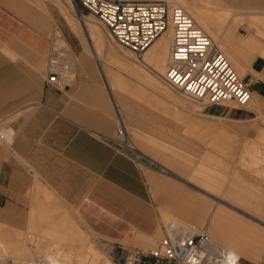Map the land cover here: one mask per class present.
<instances>
[{"label": "crops", "instance_id": "0c3cea01", "mask_svg": "<svg viewBox=\"0 0 264 264\" xmlns=\"http://www.w3.org/2000/svg\"><path fill=\"white\" fill-rule=\"evenodd\" d=\"M47 1L0 0V122L10 120L13 134L11 139L0 138L5 143L0 144V223L27 231L36 190L44 185L64 201L83 230L132 245L137 231L154 236L164 230L156 189H167L163 208H169L172 192L167 187L174 181L162 177L155 161L175 173L183 172L182 166L152 152L144 153L153 165L140 163L113 145L117 105L91 59L76 44L71 45L77 56L75 82L65 89L46 84L43 66L52 41V22L43 11ZM218 1L230 9L264 13V0ZM263 68L264 55L259 54L247 78L252 92L264 100ZM231 128L238 134L249 129L238 124ZM204 167L193 168L190 175L204 177ZM242 239L246 245L249 239ZM239 261L264 264V247L257 257L243 255Z\"/></svg>", "mask_w": 264, "mask_h": 264}, {"label": "bare ground", "instance_id": "6f19581e", "mask_svg": "<svg viewBox=\"0 0 264 264\" xmlns=\"http://www.w3.org/2000/svg\"><path fill=\"white\" fill-rule=\"evenodd\" d=\"M53 1L59 6L60 10L65 14L69 24L72 26L76 25L77 27H79V20H77L73 14V11L75 9L74 0H53ZM170 1L186 9V11L196 21V23L200 27H202L203 30L210 36L212 42L218 45V49L222 52L223 59L215 60V62L212 63L208 69L204 70V73L198 78L193 77L191 75L182 82H181L182 79L179 82L178 81L171 82L172 80L168 75V68L170 64V46L173 37L172 25H170V27L166 30V32L163 35H161L151 44V46L145 52L144 57L139 59L137 56H135V53L132 50L122 46L124 48V52H121L114 46L113 43H111V41L110 43H108L109 40L108 42L106 41L108 38L107 39L105 38L104 34L102 33L103 30L101 31L99 24L90 20L89 16L86 17L82 16L84 20V24L87 27V31L90 34V38L94 40L97 46V48H95L96 52H94L96 59L101 60L103 58L102 55L103 48L107 46L109 51L107 55L108 57L105 59L106 62L108 64H113L121 72H124L128 76L126 77V75L124 76L121 72H116L117 70L114 72L112 70L115 69H111L112 67L109 68V66H107V74H109L110 76V86L119 85L121 88L127 90L128 92L137 94L140 97L146 96L145 94L146 92L148 93L149 90L146 91L145 87H148L152 89L155 93L169 99L171 103L173 102V104L178 105L184 109L183 110L184 112L179 111V113L185 118V121H187L185 123L183 122L184 124L188 123L186 124L187 127L193 126L196 128H203L204 131L206 128V130L207 131L209 130V132H211L210 130L218 131L220 138L221 137L223 138L228 134L230 135L234 133L237 134V132L234 131L231 128V126H229L228 123H226L228 124V126H226L224 125L225 124L224 122H223L224 124H218V123L212 124L214 121L208 122L207 120H206L207 122H204L205 120L203 121L201 120V118H199L200 120L194 119L191 116L192 114L190 115V113L188 112H196L198 110L201 111L203 115H207L203 111L204 109L208 108L210 104L220 105L218 107L214 106L212 110H215L221 115L211 114V116H213L214 118L215 117L220 118L222 123V121H225L228 118L227 117L226 119L224 118L225 120L224 119L222 120V117H224L222 114H224L226 110L238 109V108L242 110V108H246V106L251 105L253 110L257 112L259 115L258 117L259 119L255 117L254 119L250 120L253 121L252 123H254V127L261 123H264V109L261 105V102L263 103L264 100L263 98L261 99L262 96L259 98L258 97L259 95L257 96V94L252 92L249 99L245 101L243 100L239 101L238 92L236 90V87H238L242 82H244V80L248 75L246 69L247 67L245 66H248V69H250L254 58L258 54L264 55V44L260 41L258 37V34H261V36L264 35V13H260L258 11H251V10L230 9L223 6L218 0H170ZM241 15L243 16L249 15L251 17H254L253 19L248 21L249 24L256 26V30H257L256 34H252L251 32V34L247 37L239 36L242 35L243 33L239 35L236 34L238 25L241 24L243 25L246 23L245 18L243 17L242 19L240 17ZM249 31L250 30H248V32ZM58 32L60 33L59 30ZM217 33H220L221 37L224 38L226 43L229 44L227 50H224L221 47L222 45L219 44L222 38L219 41V43L215 39ZM135 57L140 63L134 60ZM250 72L255 73L252 70H250ZM193 74H196V72H193ZM140 83L143 84L144 86L141 85ZM189 85L190 87H188ZM170 86L186 98H183L182 96L176 94L170 88ZM149 94L151 93H148V95ZM156 101L157 99L155 100V103ZM145 103H147L146 100ZM155 103L153 102V106ZM167 109L170 110L169 108ZM164 110L166 111V109L163 110L161 109V112ZM197 115L195 116L197 117ZM239 117L236 119L235 118L232 119V121L239 123L245 122L244 119H239ZM3 122L0 123L3 124ZM2 124H0V138L2 139V137L4 138L5 136H8V138L11 139V135L13 134H11L12 131L10 127L5 123L3 125ZM238 125H243L244 127L247 128L249 127L254 128L253 125L249 126L250 124H238ZM256 137L257 138L254 139L251 138L252 140L249 139V142H246L247 144L246 143L244 144L243 151L234 161L235 163L225 162V161L219 162V168L222 169L225 175H231L239 172H241V174L243 173V175L246 177L248 175L252 181L251 185L247 187L249 191H251V188H255L259 190L264 188V127L259 126V132ZM157 148L159 150L163 149V147H160L161 148L160 149L159 146H156L155 148L156 152L159 151V150L157 151ZM154 151L152 152L153 154L155 155L158 154L155 153ZM159 152L161 153L162 151ZM176 157L178 156L174 157L175 160L177 159ZM187 161H182V162L187 163ZM170 163L171 165L172 163L174 165V163L176 162H174V159L172 160L171 158ZM175 165H177V163ZM179 169H182L183 172H185L188 168H184L182 166V168ZM172 184H175V182H172ZM168 186H170V184H168ZM169 190L173 192L172 191L173 188H169ZM228 192L234 193V190H228ZM43 196L46 197L47 200L42 201V206H41V210L43 211L42 217H44L45 220L48 221L49 230L52 229L50 232L62 234L63 242L69 241L70 243H76L78 248H86L89 243V238H88L89 235L85 234V231L79 226L80 224L78 220L68 209H66L67 206L65 207L64 203L59 201L58 196L55 194V192L43 193ZM257 196L259 199H261V201H259L258 199L256 203L255 202L253 203L256 205L257 208H259V211L260 210L264 211V196H262L261 194ZM242 199L244 200V198ZM251 199L252 197L250 195V198L248 197V202L252 203ZM169 205H170L169 208L166 209L162 208L160 212V216H161L160 221L164 222V224L166 223L167 226H169V224L171 223L177 224L180 227V229L186 233H195L201 231L194 227H191L187 223V220L192 221V223L193 224L195 223V225L199 224L202 220H209V230L211 231V233L215 235H222L223 234L221 233L222 227L224 225L232 223V220L230 218H226L227 214L225 213L226 210L224 208L220 207V209H215L214 206L212 207L207 206L206 202L204 201L202 202V205L207 207L205 209L204 214L203 212L198 211L197 209L193 210L192 212L190 211L189 213L186 214L181 212L177 213L172 210L171 203ZM52 210H57V212L55 211L52 213L51 212ZM61 224L62 226H60ZM160 224L158 225L160 226ZM70 232L74 234L72 235L73 237L67 235V233ZM141 232H143V230L142 231L140 230V233ZM23 233L24 231L16 230L0 223V243H1L0 260H5V262L12 260V264H36V260L34 259L35 258L34 253L24 248V243L26 240L25 238H23L24 235ZM137 234H138L137 239L134 237L136 241L133 244H145L146 248H149L148 242H145L142 239V237L144 236L143 234H145V232H143L142 235H139V232L137 231ZM156 235L154 236L150 235L149 237H153L155 239ZM157 239L159 240V238ZM210 240L212 243L217 245V247L224 248L229 251L231 264H241L239 260L243 255L249 258H255L259 255V253L262 250L257 245V242H254V244L249 247L245 245L243 239L235 240V238L234 239L228 238V239H224L225 240L224 242H220L219 240L211 239V238ZM89 247H90L89 250L88 248H86L88 254H85L84 256L72 252H68V253L62 252L56 254L54 253L52 255L54 251L51 250L45 251L46 253L43 252L41 256L42 258L43 257L46 258L45 262L47 264H116L111 258L105 257L103 251L100 250L93 242H91V245ZM133 263H134L133 259L131 257L128 258V264H133Z\"/></svg>", "mask_w": 264, "mask_h": 264}, {"label": "rangeland", "instance_id": "374dc122", "mask_svg": "<svg viewBox=\"0 0 264 264\" xmlns=\"http://www.w3.org/2000/svg\"><path fill=\"white\" fill-rule=\"evenodd\" d=\"M47 4H48V8L43 11L49 15V18L52 22V27L49 32L50 37L53 39L55 35L61 36L62 39L64 38V40L68 42L71 49H72L71 45L76 44L91 59L94 66L96 67V70L98 71V73L102 78V83L111 92L114 101L117 105V108L119 112L122 114L126 126L129 132L131 133V136L133 137L134 142L137 145L140 154H145L144 152H153L156 147L155 142H158L161 145H163V149L159 150L157 148V151L159 150L162 152L161 153L159 151L156 152L155 150L154 151L155 153H158V155H160L162 158L168 159L169 161L171 158L172 160L174 159V162L177 163V165H175L176 163H174L175 166L181 165L184 168L185 167L188 168L186 171L184 170L185 172H180L177 169H175L177 172L175 173L164 167L162 164L155 161V164H157L155 166L157 167L158 171H161L163 173L162 177L170 178L175 182V184L172 185L170 183V186L167 187L168 189L173 188L172 191L174 192V193L172 192V194L170 193L171 194L170 203L172 210L177 213L181 212L185 214L189 213L190 211L192 212L195 209L201 211L199 207L202 205L203 201L206 202L207 206H211V207L214 206V208L222 207L226 210L225 212L227 214L226 218H230L232 220L231 225L227 224L222 227V231H221V233H223L222 235H215L211 233V231L209 230V220H202L199 224L196 225L195 223L193 224L192 221L190 220H187V223L191 227H194L198 230L206 229L211 239H216L219 240L220 242H224L225 241L224 239H228V238H233V239L235 238L239 240L246 237V239H249L246 242L247 246L250 247L251 245L254 244V242H257L259 248L262 249L264 247V211L261 210L259 211V208H257L253 202L256 203L257 200L259 199L257 195L261 194L262 196H264V188L260 190L251 188V191H249L247 187L251 185L252 181L248 175L246 177L243 175V173L241 174V172L231 175H225L222 169L219 168V162L222 161L235 163L234 161L243 151L244 144L246 142H249V139L251 138L252 139L257 138L256 136L258 135L259 132V126L264 127V123H261L259 125L255 123L257 126L254 127V123H252L253 121H250L255 117L259 119L258 113L253 110L252 106L250 105L251 106L250 107L248 105L249 107L246 106L247 109L242 108V110L239 108L233 109V111L231 112L232 114L231 113L226 115L222 114L224 116L222 117V120L228 117L226 120L224 119L227 122L222 121V123L220 118L217 117L214 118L213 116H211V114L221 115L215 110H212L214 106L218 107L220 105L210 104L209 107L204 109L203 111L207 115H203L202 112L198 110L196 112L185 111L190 113V115L192 114L191 116L194 119L200 120L199 118H201V120L203 121L205 120L204 122L214 121L212 124L225 123L224 125L226 126H228V124L229 126L236 124H250L249 126L253 125L254 128L249 127L247 132L244 133H240V134L234 133L231 135L228 134L227 136L220 138L219 133L216 131L210 130L211 132H209V130L207 131L206 128L204 131L203 128L194 129L191 127H187L186 124L188 123L184 124L187 121H185V118L179 113V111L182 112L184 109L178 105L173 104V102L171 103L169 99L155 93L152 89L145 87L146 88L145 90L146 91L149 90L148 93L151 94L148 95V93L146 92L145 97H140L137 94L128 92L127 90L121 88L119 85L110 86V76L109 74H107V66H109V68L112 67L111 69H115L112 70L114 72L116 70H117L116 72H121V71L113 64H108L106 62L105 59L108 57L107 55L109 51L107 46L103 48V53H102L103 58L101 60L96 59L94 52H96L95 48H97V46L94 40L90 38V34L87 31V27L84 24V20L82 16L84 17L89 16L90 20L99 24L101 31L103 30L102 33L104 34L105 38L106 39L108 38L106 41L108 42L109 40L108 43H110L111 41V43H113L114 46L121 52H124V48L121 45H119L113 39V37L111 38L112 35L111 33H109L110 31L107 29V27H105V25L101 23V21L95 15H91L90 12L84 9L82 5L78 2V0H74L75 9L73 11V14L75 18L79 20V27H77L76 25L73 26L70 25L65 14L62 11H60L58 6H56L52 1L48 0ZM240 17L242 19L244 17L246 23L243 25L242 24L238 25L236 34L239 35L243 33L242 35H239L242 37L249 36L251 32L252 34H256L257 33L256 26L249 24L248 21L253 19L254 17H251L249 15H244V16L241 15ZM58 30L60 31V33L58 32ZM248 30L250 31L248 32ZM258 37L260 41L264 44V38H263L264 35L261 36V34H258ZM221 38H222L221 34L217 33L215 39L217 40L218 43L221 40ZM222 40L220 41L219 44L222 45L221 47L224 50H227L229 44L226 43L224 38H222ZM73 54L75 55L74 57L77 61L76 54L74 52ZM134 60L139 62L136 57L134 58ZM46 66H47V58L45 59V63L43 66L44 71L46 69ZM245 67H247L246 69L248 72V66ZM121 73L124 76L126 75L124 72ZM126 77L128 76L126 75ZM245 81L246 83H249L248 88L251 90V84L247 77ZM170 88L176 94L182 96L183 98H186L183 95H181L178 91L174 90L171 86ZM151 95L154 97V99ZM156 99L157 101L155 103ZM145 100L147 101V103H145ZM153 102L155 103L154 106H153ZM161 102H163L164 105ZM166 103H168L170 106ZM261 105L264 109V102L263 103L261 102ZM167 108H169L170 110H168ZM161 109L162 110L166 109V111L164 110L166 114L164 111L161 112ZM194 114L195 115L198 114L197 117ZM238 117L239 119H244L245 122L239 123L232 121V119L234 118L236 119ZM9 121L5 122V124L11 126L9 125L10 123ZM192 131H197V133H192ZM148 136L153 137L152 138L153 141L146 140L145 137ZM0 144L3 145L5 143L3 142V140L0 139ZM173 156L174 157L178 156L176 157L177 158L176 160L179 163L175 160ZM147 159L150 158L147 156ZM182 161H187V163L186 162L184 163ZM201 164L209 167V169H206L207 167H204L202 169L203 170L202 172L204 173V177L190 175L192 169L200 166ZM178 173L181 174V176H179ZM166 190L167 189L163 188L162 186L161 188L158 187L156 189V199L160 212L163 208L164 199H165L164 191ZM228 190H234V193H230L228 192ZM51 192L54 193L55 191L51 189L49 190V188L45 187L44 185H42V188L36 190L35 204L31 211V223L29 229L27 231H24L23 233L24 234L23 238H25L26 240L24 243V248L34 253V257H35L34 259L36 260V264H41V263L47 264L45 262L46 258L45 257L42 258L41 254L43 252L46 253L45 251H49V250L54 251L52 255L54 253L56 254L62 252L64 253L72 252L84 256L85 254H88L86 248H88V250L90 249L89 246L91 245V242H93L100 250L103 251L105 257L111 258L116 264H128V258L130 257L133 259V261H135V253L138 251V249L142 251H149L157 248L159 241H161V239L166 234L167 224L165 223L166 224L165 225L164 222H162L164 230H160V232L156 235L155 239L149 236L142 237V239L145 242H148L149 244L148 246L149 248H146L145 244L125 245V244L115 243L112 241H106L84 230L85 234L89 235L88 237L89 243L86 248H78L76 243H70L69 241L63 242L62 234L50 232L52 229L49 230L48 221L45 220L44 217H42L43 214V211L41 210L42 201L47 200V198L43 196V193H51ZM250 195L252 197L251 201L253 204L248 202V197L250 198ZM242 198H244V200ZM58 199L59 201L62 202V199L59 196ZM259 201H261V199H259ZM205 209L206 208L203 209L204 211L203 210L201 211L203 212V214L205 213ZM55 211L57 212V210H52L51 212L53 213ZM60 226H62V224ZM67 235L72 236L74 234L70 232L67 233ZM157 238H159V240ZM0 264H12V260L6 262L5 260H0Z\"/></svg>", "mask_w": 264, "mask_h": 264}, {"label": "built area", "instance_id": "2783aa9c", "mask_svg": "<svg viewBox=\"0 0 264 264\" xmlns=\"http://www.w3.org/2000/svg\"><path fill=\"white\" fill-rule=\"evenodd\" d=\"M84 9L107 27L114 40L132 50L141 59L151 44L172 25L168 75L171 82L200 77L215 60L223 59L218 45L200 27L186 9L170 0H78ZM75 57L68 42L55 35L47 61L46 84L65 89L77 77ZM196 72V74H193ZM245 80L236 90L239 101L250 98ZM190 87V85L188 86ZM119 112V110H118ZM118 130L110 141L124 154L140 163L153 165L140 154L122 114L118 113ZM1 257V243H0ZM134 264H231L230 253L211 242L206 229L183 232L177 224L166 227L157 248L135 253Z\"/></svg>", "mask_w": 264, "mask_h": 264}]
</instances>
